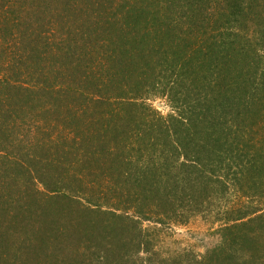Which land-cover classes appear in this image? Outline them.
I'll use <instances>...</instances> for the list:
<instances>
[{
	"label": "trees",
	"instance_id": "trees-1",
	"mask_svg": "<svg viewBox=\"0 0 264 264\" xmlns=\"http://www.w3.org/2000/svg\"><path fill=\"white\" fill-rule=\"evenodd\" d=\"M165 4L166 17L158 0H0L1 250L25 226V264H146L158 254L144 220L184 224L218 197L206 256L150 264L264 262V0ZM162 88L168 117L147 100ZM36 210L46 224L26 222Z\"/></svg>",
	"mask_w": 264,
	"mask_h": 264
},
{
	"label": "rangeland",
	"instance_id": "rangeland-1",
	"mask_svg": "<svg viewBox=\"0 0 264 264\" xmlns=\"http://www.w3.org/2000/svg\"><path fill=\"white\" fill-rule=\"evenodd\" d=\"M166 0H158L159 3V7L158 10L159 12L162 13V15L164 13V17H166L167 13V6L165 4ZM186 1V0H184ZM183 13L184 12H191V7L188 4H185L184 8H182ZM202 16V15H201ZM160 18L159 20V24H158V32L161 33L163 30V34L165 32V22H166V18ZM189 17V15L184 16L183 14V18H187ZM188 20V19H187ZM186 21L183 20L181 21L180 18L176 17V20L174 19L172 21V24L175 25V31L177 32V34L183 29L187 28V25L185 26L184 23ZM264 28H260L257 33L255 34V41H254V49H256V45L255 43L257 42L259 45H263L264 46ZM165 48H163L164 50ZM157 51V50H155ZM251 51H253V49H251ZM156 61V59H155ZM103 63H105V67L109 70V74L111 75V72H113V68L109 65V62L105 59L103 60ZM163 73V72H162ZM164 88L158 90L157 92L153 91L150 92V94L148 95V103L151 107H153L155 110L159 111L163 117H168L170 114H173L175 112L174 107L172 106L171 102H170V98L168 94H165L161 91H166L169 92V90H163ZM178 87H175V91H177ZM144 95H146L144 93ZM237 101V99H236ZM234 100V103L236 102ZM232 104H230L231 106ZM229 107H223V106H219V108L217 110H212V115H214V119L212 120L211 118L209 120H212V124H217L218 122H221L222 120V115H228L229 118H233V116H237L241 117L243 114V110L240 109V107L237 105V109H233ZM203 111L199 110L198 113L195 112L194 116L196 117H202V116H209V108H207L206 106H202ZM240 110V111H239ZM218 127V126H217ZM232 192V191H231ZM230 192V199H232L231 204L235 203L237 204L238 200H239V195L237 193H232ZM74 195V194H73ZM75 197H72V199ZM246 198V197H245ZM244 198V201L246 200ZM81 203H86L88 200L82 196V198H80ZM219 202V205L217 204ZM68 203V202H67ZM222 201V199L218 198V197H214L213 198V203L211 204L213 206H211V210L206 212V213H197L195 215H191V217H189V220L184 223V224H180V223H167V224H163L161 225L160 223L157 222H153V221H148V220H144L143 225L146 229L150 230L153 232V234L155 235V244L153 245V249L156 250L155 252L158 255H152L150 260L146 261V264H150V262H157V260L162 259V258H176V256H178L181 253H185V252H190L191 253V257L194 258H200L206 256L207 252L213 248L214 246H216L217 243L220 242V231L219 229L222 226V214H219V210L220 207L222 208V206L224 205V207H226L225 204ZM262 205V208L264 209V201L260 203ZM20 205V204H17ZM228 205V204H227ZM16 206V205H15ZM13 207V206H11ZM95 206L93 205L91 208H94ZM20 208V207H19ZM17 208L16 211L19 209ZM132 208V207H131ZM10 210H15L10 209ZM127 211V210H126ZM130 211V216L136 215V211L134 210H128ZM27 212V211H26ZM121 213H124L121 212ZM33 215V216H32ZM28 216H32L34 220H31L30 218L27 217V215L23 216L24 218H26V222L29 223H39L40 221H42L44 224H46L48 221L46 219V216H43L41 214L40 211L36 210L31 212V215ZM2 217V216H1ZM136 217V216H134ZM4 219V218H3ZM40 220L39 222H36V220ZM47 221V222H46ZM84 218L79 210V223H84ZM38 225V224H37ZM36 225V226H37ZM21 230L19 233L17 232V234L15 235V237H13L12 239H10L9 242V249H2V245L4 246V241L5 240H0V264H13V263H17L14 261V259H17L16 261H18V263H22L25 264V260L27 257H20V256H16V254L18 253L16 245L14 244V240L17 241L20 240L21 238L27 239L29 237V234L27 233L29 231V229H27L25 226L24 227H19ZM33 231V230H32ZM24 232V234L26 233V235L22 236V233ZM31 233V232H30ZM63 242V241H61ZM58 248L60 250H63L60 242L58 244ZM244 255H248L247 253L244 252ZM17 257V258H16ZM146 257V255H141V258L139 259V261H141L142 258ZM147 257H149V255H147ZM262 257L264 258V255H262ZM21 258V259H19ZM251 264V263H250ZM259 264H264V262H262V260L259 262Z\"/></svg>",
	"mask_w": 264,
	"mask_h": 264
}]
</instances>
